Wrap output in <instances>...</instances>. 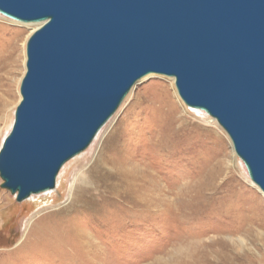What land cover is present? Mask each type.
<instances>
[{
	"label": "rangeland",
	"instance_id": "1",
	"mask_svg": "<svg viewBox=\"0 0 264 264\" xmlns=\"http://www.w3.org/2000/svg\"><path fill=\"white\" fill-rule=\"evenodd\" d=\"M36 24L0 16V144ZM173 80L141 79L50 194L17 202L0 179V264H264V194ZM213 168L207 202L197 182Z\"/></svg>",
	"mask_w": 264,
	"mask_h": 264
},
{
	"label": "water",
	"instance_id": "2",
	"mask_svg": "<svg viewBox=\"0 0 264 264\" xmlns=\"http://www.w3.org/2000/svg\"><path fill=\"white\" fill-rule=\"evenodd\" d=\"M0 14L41 23L0 145L17 202L53 190L150 74L217 122L264 194V0H0Z\"/></svg>",
	"mask_w": 264,
	"mask_h": 264
},
{
	"label": "bare ground",
	"instance_id": "3",
	"mask_svg": "<svg viewBox=\"0 0 264 264\" xmlns=\"http://www.w3.org/2000/svg\"><path fill=\"white\" fill-rule=\"evenodd\" d=\"M0 16H2L0 14ZM4 17V16H2ZM6 18V17H5ZM38 27L40 26V24H36ZM151 75V74H150ZM174 81V80H173ZM190 109V108H189ZM200 111V110H199ZM197 110V112L201 115H206L203 111L199 112ZM203 118V117H202ZM208 118V115H206V119ZM211 118V117H210ZM13 121V120H12ZM12 121L10 123V125L8 126L9 128L6 130V133L5 135L2 137V140L3 138L7 135V133L9 132L10 130V127H11V124H12ZM207 121V120H205ZM96 139V138H95ZM95 141V140H94ZM2 142V141H1ZM1 145V144H0ZM85 152V151H84ZM82 154V153H81ZM80 154V155H81ZM236 155V154H235ZM79 156V155H78ZM77 156V157H78ZM76 158V157H75ZM74 159V158H73ZM239 159V158H238ZM240 160V159H239ZM241 162V165L243 167V169L245 170V173L247 175V178L249 179L248 177V174H247V171H246V168L244 166V164L242 163V161L240 160ZM90 173V172H89ZM220 178V173L219 171L215 170L214 168L212 169V171H209L205 174V180H204V177L202 178L201 182H197V187L200 189V190H205V200L208 202L210 199H213L215 194L219 191V187L221 186L218 182ZM250 180V179H249ZM251 181V180H250ZM252 183V181H251ZM254 186H256L254 183H252ZM57 185V184H56ZM55 189V188H54ZM53 189V190H54ZM53 190H49V191H46V192H43V193H39V194H34V195H31L29 198L26 199V201H31L33 199V197H35L36 195H46V194H50Z\"/></svg>",
	"mask_w": 264,
	"mask_h": 264
}]
</instances>
